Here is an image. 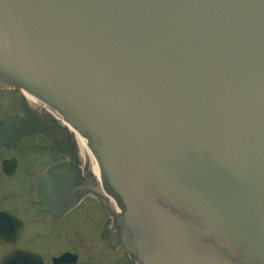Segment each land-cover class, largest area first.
<instances>
[{"label":"water","instance_id":"water-1","mask_svg":"<svg viewBox=\"0 0 264 264\" xmlns=\"http://www.w3.org/2000/svg\"><path fill=\"white\" fill-rule=\"evenodd\" d=\"M0 79L86 140L138 264H264V0H0ZM22 96L0 143L64 134Z\"/></svg>","mask_w":264,"mask_h":264},{"label":"flooded vegetation","instance_id":"flooded-vegetation-1","mask_svg":"<svg viewBox=\"0 0 264 264\" xmlns=\"http://www.w3.org/2000/svg\"><path fill=\"white\" fill-rule=\"evenodd\" d=\"M11 89L17 107L20 91ZM18 115L19 109L0 117V123ZM57 166H65L61 175L67 177V183L62 187L59 208L51 213L37 195L35 180ZM100 193L90 161L80 159L70 133L53 138L34 134L17 143L0 144V262L7 254L20 252L36 256L41 264H56L55 260L66 253L70 256L66 264L80 263L83 254L94 257L93 245L79 243L80 210L85 216L101 217L103 246L127 257L120 245H110L111 236L118 234L114 229L118 218L110 217Z\"/></svg>","mask_w":264,"mask_h":264},{"label":"rangeland","instance_id":"rangeland-1","mask_svg":"<svg viewBox=\"0 0 264 264\" xmlns=\"http://www.w3.org/2000/svg\"><path fill=\"white\" fill-rule=\"evenodd\" d=\"M8 86L0 81V117L18 110L14 101L15 94L11 92L13 90ZM99 218L101 219L98 215L97 217H88L87 214L85 216V213L80 210L79 243L93 245L94 257L90 258L88 254H83V258L78 264H133L128 257L123 256L121 251L108 250L103 246L104 242L100 238L103 223ZM63 244L67 246V243Z\"/></svg>","mask_w":264,"mask_h":264},{"label":"bare ground","instance_id":"bare-ground-1","mask_svg":"<svg viewBox=\"0 0 264 264\" xmlns=\"http://www.w3.org/2000/svg\"><path fill=\"white\" fill-rule=\"evenodd\" d=\"M21 95L26 94L28 96H31L37 100H39L41 102V106L56 120V121H60L62 123V125L64 127H66L68 129V131L72 134V136L77 140L78 142V147H79V151H80V156H81V160L84 159H88L90 161L91 164V170L94 173L95 177L98 176V169L97 166L95 164L93 155L91 153V151L89 150V148L87 147V143L86 140L84 138H82L75 130H73L67 123H65L62 119V116L57 113L55 110H53L50 106H48L46 103H44L41 99L33 96L30 93H27L24 90H21Z\"/></svg>","mask_w":264,"mask_h":264}]
</instances>
